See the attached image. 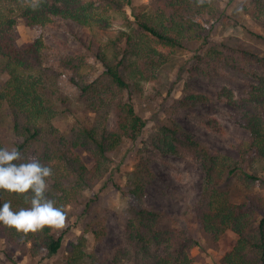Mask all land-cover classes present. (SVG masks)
Returning a JSON list of instances; mask_svg holds the SVG:
<instances>
[{
	"label": "trees",
	"instance_id": "16d2710c",
	"mask_svg": "<svg viewBox=\"0 0 264 264\" xmlns=\"http://www.w3.org/2000/svg\"><path fill=\"white\" fill-rule=\"evenodd\" d=\"M224 0H159L153 13L135 11L133 20L126 15L131 0H12L14 7H0V123L4 114L12 119V129L22 143L20 162L36 157L52 169L46 196L66 209L79 196L102 180L110 171L113 158L125 142H135L143 133L146 121L137 113L127 94L144 92L143 82L152 81L168 64L158 49L202 50L193 70L200 74L203 67L228 64L240 69L244 64L257 66L262 75L250 83L246 94L236 98L229 88L219 94L237 111L234 121L249 132V138L238 147L239 159H229L212 152L189 131L177 123L161 125L152 133L149 146L161 153L189 156L204 172V184L199 200L193 206L196 219L218 240L226 231L237 235L236 244L224 257V264H264V195H245L239 199L237 190H222L225 177L240 174L250 190L264 188L258 172H264V55L252 51L238 37L230 36L219 44H211L208 31L197 17L208 14L212 19L222 17L219 6ZM247 15L264 31V0H248ZM109 13L121 14L127 29L121 30L108 49H99L97 56L104 67L96 78L79 76L81 64L70 57H62L59 65L72 74L69 81L79 92L76 99L94 118L92 124L76 122L68 134L53 123L59 105L68 106L72 98L62 88L60 71L44 65L43 43L36 39L23 48L18 47L16 24L22 19L28 27L42 28L61 18L77 27L110 26ZM264 39V37L260 36ZM203 73V72H202ZM5 75V79H1ZM203 99L199 94L187 93L176 102L177 107ZM74 102V100H73ZM112 121L114 126L109 127ZM203 124L214 132H221L217 120L204 119ZM0 148H4L0 141ZM138 151L126 196L134 204L120 213L126 249L119 248L112 264L119 256H128L130 264H192L188 250L198 242L187 232L160 230L165 216L145 205L147 188L154 180L151 159ZM87 155L90 166L83 160ZM238 200V201H237ZM11 202L14 211L30 207L23 197L0 191V206ZM102 222L93 221L87 230L96 235L102 232ZM0 238L14 253L23 245H30L33 254L49 255L60 251L63 236L59 231L45 228L42 233L18 234L0 225ZM86 238L71 245L63 264H93L94 257L86 252Z\"/></svg>",
	"mask_w": 264,
	"mask_h": 264
},
{
	"label": "rangeland",
	"instance_id": "374dc122",
	"mask_svg": "<svg viewBox=\"0 0 264 264\" xmlns=\"http://www.w3.org/2000/svg\"><path fill=\"white\" fill-rule=\"evenodd\" d=\"M159 0H131L126 7V15L133 20L135 11L153 13ZM248 0H224L219 8L222 17L212 19L208 14L197 17V21L208 31L211 44H219L228 37H238L248 48L264 55V31L245 12ZM12 0H0L1 8L14 7ZM110 26L77 27L65 23L61 18L42 28L28 27L22 19L16 24L17 45L20 48L30 45L36 39L43 43L42 55L44 65L62 73V88L71 96L70 105H59L53 123L62 133L68 134L72 126L78 123L92 124L93 114L76 99L77 89L69 81L70 72L62 69L59 61L70 57L79 61V76L94 79L104 67L97 53L99 49H108L111 40L121 30L127 29L121 14L109 13ZM165 54L169 62L149 82H143L144 92L127 94L137 113L146 121L141 136L135 142H125L114 156L109 173L91 189L85 190L78 199L66 206L67 227L59 231L63 236L60 251L49 255L46 252L33 254L30 245H23L14 253L0 238V264H63L69 254L71 245L80 237L86 238V252L94 257L93 264H112L113 255L119 248L126 249L120 213L134 201L126 196L132 172L138 163V151L151 159L154 174L152 184L146 190L145 205L162 213L165 220L159 223L160 230L187 232L198 244L188 250L192 264H224V257L236 244L237 235L226 231L218 240L196 219L193 206L199 200L204 184V172L200 165L189 156H175L161 153L150 148L149 141L153 132L161 125L177 123L182 129L193 134L212 152L223 154L229 159H239L238 145L249 138V132L239 126L233 119L237 109L226 103L219 92L224 88L233 91L236 98H242L250 83L258 82L256 74L262 75L260 69L250 63L242 68L228 64L203 67V73H195L198 65L197 55L202 54L198 48L178 50L158 49ZM196 56V57H195ZM3 75L1 79H5ZM199 94L203 99L181 107L176 105L185 94ZM74 100V102H73ZM213 117L217 120L221 132H214L203 124L204 119ZM112 121L109 127H113ZM0 141L4 148L11 149L22 143V139L12 129V119L4 114L0 123ZM83 160L87 165L93 164L85 154ZM264 180V172H258ZM240 174L225 177L222 190H237L239 199L245 195H264V188L258 186L254 191L247 188ZM238 201V200H237ZM102 222L103 229L98 235L87 227L93 221ZM117 264H130L128 256H119Z\"/></svg>",
	"mask_w": 264,
	"mask_h": 264
},
{
	"label": "clouds",
	"instance_id": "9594fccd",
	"mask_svg": "<svg viewBox=\"0 0 264 264\" xmlns=\"http://www.w3.org/2000/svg\"><path fill=\"white\" fill-rule=\"evenodd\" d=\"M205 0H198L203 4ZM33 9L37 0H32ZM22 153L15 147L0 148V191L16 194L30 202V207L14 211L11 202L0 206V225L14 229L18 234L42 233L45 228L53 232L67 227V213L63 207L46 196L52 169L36 157L20 162Z\"/></svg>",
	"mask_w": 264,
	"mask_h": 264
}]
</instances>
